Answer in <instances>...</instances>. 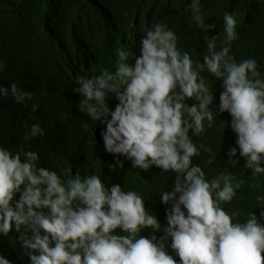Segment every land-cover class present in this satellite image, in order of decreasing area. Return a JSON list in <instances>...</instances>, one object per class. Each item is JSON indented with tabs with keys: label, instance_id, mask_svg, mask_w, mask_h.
<instances>
[{
	"label": "clouds",
	"instance_id": "1",
	"mask_svg": "<svg viewBox=\"0 0 264 264\" xmlns=\"http://www.w3.org/2000/svg\"><path fill=\"white\" fill-rule=\"evenodd\" d=\"M190 7L201 28L215 27L206 23L201 0H191ZM223 32L226 40L221 33L207 39L208 54L200 62L178 47L173 30L157 23L141 41L142 54L134 53V65L127 62L129 52L120 49L115 73L103 69L76 80L80 110L106 124L102 135L108 152L123 154L134 168L150 170L156 165L176 173L174 187L160 197L172 205L164 235H156L161 222L136 191H125L118 183L109 187L96 174L78 173L64 182L55 170L38 166V152L14 154L3 146L0 234L19 232L32 264H264V213L257 217L251 212L240 222L234 221L239 213L230 214L222 207L233 200L244 181L234 183L231 173L209 180L192 159L201 148L212 151L197 146L190 136V132L202 134L205 121L211 127L217 116L211 108L215 93L201 75L208 72L217 80L223 78L219 111L231 114L239 145L229 155L236 157L239 152L253 175L264 174V76L255 58L237 62L230 55L239 35L231 12L224 14ZM10 92L17 103L31 102L33 111L39 110L32 91L15 82L10 89L0 86V95L7 97ZM111 94L120 101L115 110L109 106ZM189 98L195 103H186ZM45 134L39 123H33L24 139ZM118 163L123 167V161ZM257 199L264 201V196ZM149 228L152 235H143ZM170 238L179 261L168 252ZM0 264L14 262L0 254Z\"/></svg>",
	"mask_w": 264,
	"mask_h": 264
},
{
	"label": "trees",
	"instance_id": "2",
	"mask_svg": "<svg viewBox=\"0 0 264 264\" xmlns=\"http://www.w3.org/2000/svg\"><path fill=\"white\" fill-rule=\"evenodd\" d=\"M190 5L191 0H0V86L10 89L15 82L32 91L33 102L39 103V110L34 112L31 102L17 103L11 92L7 97L0 95V146L14 154L38 152V166L55 170L64 182L78 173L96 174L109 187L118 183L125 191H136L161 222L156 235H164L172 205L163 203L160 197L163 191L172 190L176 173L156 165L150 170L134 168L132 160L123 154L108 152L102 135L106 124L80 110L82 96L75 91L76 80L81 75L99 74L103 69L115 73L120 49L129 52L127 62L134 65L135 55L142 54L144 35L157 23L166 24L176 33L178 47L189 52L194 61L204 62L207 39L221 33L226 40L225 12H231L238 21L239 35L231 44L230 55L237 62L255 58L264 76V0H201L206 23L215 24L209 30L193 19ZM220 47L218 42L217 50ZM201 75L208 78L210 91L215 93L211 108L217 116L211 127L205 121L202 134L190 132L197 146L202 144L212 150L201 148L200 155L192 158L193 164H199L209 180L231 173L234 183L244 181L233 200L222 203L230 214L239 213L234 221H246L251 212L261 217L264 201L257 197L264 196V174L253 175L239 152L236 157L229 155L230 149L239 145L231 128V114L219 111L223 78L217 80L208 72ZM108 102L113 110L120 103L115 94L110 95ZM186 103L195 101L189 98ZM33 123H39L46 134L25 140ZM213 156L215 159L209 163ZM118 160L123 161V167ZM19 196L17 193L16 198ZM116 232L126 234L121 229ZM142 234L151 236L152 229ZM19 237L16 231L7 236L0 234V254L14 264H32ZM167 243L169 254L179 261L181 258L171 248V238Z\"/></svg>",
	"mask_w": 264,
	"mask_h": 264
}]
</instances>
